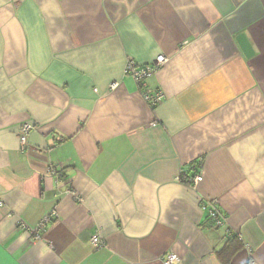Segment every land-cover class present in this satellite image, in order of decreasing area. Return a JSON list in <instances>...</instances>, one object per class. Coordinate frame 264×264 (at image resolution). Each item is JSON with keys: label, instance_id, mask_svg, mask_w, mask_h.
Returning <instances> with one entry per match:
<instances>
[{"label": "crops", "instance_id": "crops-1", "mask_svg": "<svg viewBox=\"0 0 264 264\" xmlns=\"http://www.w3.org/2000/svg\"><path fill=\"white\" fill-rule=\"evenodd\" d=\"M172 254L264 264V0H0V264Z\"/></svg>", "mask_w": 264, "mask_h": 264}, {"label": "built area", "instance_id": "built-area-1", "mask_svg": "<svg viewBox=\"0 0 264 264\" xmlns=\"http://www.w3.org/2000/svg\"><path fill=\"white\" fill-rule=\"evenodd\" d=\"M169 61V58L165 55H160L156 58V60L148 65H138L134 60L129 59L126 62L125 66V73L132 76L136 83L138 84L139 88L142 91V96L144 100L150 102L152 105H156L157 103H160L164 97L162 92H158L155 94H152L151 91L147 89V79L153 76L155 73H157L164 65H166ZM116 85H113L112 88H115ZM34 129V127L30 124H24L21 126L19 130V142H20V148L22 151H25L28 147V135L30 132ZM203 180L202 175H197L191 180V184H198ZM70 195L76 198L78 201H82L81 198H77V195L75 192H70ZM207 207H210V217L216 222L217 225H222L224 222V217L221 214L220 210L217 208V201L216 200H210L206 204H204L203 208L206 209ZM55 214H52L51 216L45 218L36 229L32 230V234L39 233L42 229L45 228L47 223L51 221V218ZM92 244L94 246H100L101 245V239L99 236L92 237L91 240ZM178 258L176 255L172 254L169 256L167 260V264H174L177 262Z\"/></svg>", "mask_w": 264, "mask_h": 264}, {"label": "trees", "instance_id": "trees-1", "mask_svg": "<svg viewBox=\"0 0 264 264\" xmlns=\"http://www.w3.org/2000/svg\"><path fill=\"white\" fill-rule=\"evenodd\" d=\"M237 241V237L229 236V239L224 245L222 251L219 252L220 255H222L226 259L231 258V256L241 248V245H238Z\"/></svg>", "mask_w": 264, "mask_h": 264}, {"label": "water", "instance_id": "water-1", "mask_svg": "<svg viewBox=\"0 0 264 264\" xmlns=\"http://www.w3.org/2000/svg\"><path fill=\"white\" fill-rule=\"evenodd\" d=\"M238 41H239L240 45L242 46V48L244 49V51L246 52L247 56H250L253 54V50H252V48L249 44V41L245 35L239 36Z\"/></svg>", "mask_w": 264, "mask_h": 264}]
</instances>
